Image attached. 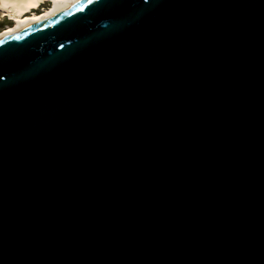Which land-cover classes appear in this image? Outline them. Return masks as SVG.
I'll return each mask as SVG.
<instances>
[{
  "label": "water",
  "instance_id": "95a60500",
  "mask_svg": "<svg viewBox=\"0 0 264 264\" xmlns=\"http://www.w3.org/2000/svg\"><path fill=\"white\" fill-rule=\"evenodd\" d=\"M0 264H264V0L1 36Z\"/></svg>",
  "mask_w": 264,
  "mask_h": 264
},
{
  "label": "bare ground",
  "instance_id": "6f19581e",
  "mask_svg": "<svg viewBox=\"0 0 264 264\" xmlns=\"http://www.w3.org/2000/svg\"><path fill=\"white\" fill-rule=\"evenodd\" d=\"M40 1L43 0H0V9L4 11H8L9 9H22L24 7H30V6H37ZM55 1V0H54ZM79 0H56L55 5L51 6L48 8L46 11H43L41 14H34L31 16H24V17H16L14 23L11 27L9 28H4V32H0V37L10 34L12 32H15L17 30H20L24 27H27L29 25H32L40 20H43L55 13H58L65 8L71 6L72 4L76 3ZM36 4V5H35Z\"/></svg>",
  "mask_w": 264,
  "mask_h": 264
},
{
  "label": "rangeland",
  "instance_id": "374dc122",
  "mask_svg": "<svg viewBox=\"0 0 264 264\" xmlns=\"http://www.w3.org/2000/svg\"><path fill=\"white\" fill-rule=\"evenodd\" d=\"M56 1V0H55ZM54 0H43L37 6L24 7L22 9H9L4 11L0 9V32H4L3 29L11 27L14 23L16 17L31 16L34 14H41L43 11H46L51 6L55 5ZM36 5V4H35ZM44 13V12H43ZM17 25V24H16Z\"/></svg>",
  "mask_w": 264,
  "mask_h": 264
},
{
  "label": "snow or ice",
  "instance_id": "6c2138e0",
  "mask_svg": "<svg viewBox=\"0 0 264 264\" xmlns=\"http://www.w3.org/2000/svg\"><path fill=\"white\" fill-rule=\"evenodd\" d=\"M92 2V0H89V3H91Z\"/></svg>",
  "mask_w": 264,
  "mask_h": 264
}]
</instances>
